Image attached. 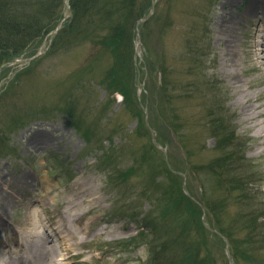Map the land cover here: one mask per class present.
Here are the masks:
<instances>
[{"label": "rangeland", "instance_id": "1", "mask_svg": "<svg viewBox=\"0 0 264 264\" xmlns=\"http://www.w3.org/2000/svg\"><path fill=\"white\" fill-rule=\"evenodd\" d=\"M45 1L52 9L61 4L55 26L0 65V194L21 191L3 220L20 233L39 208L59 227L61 203L80 182L97 202L88 213L71 198L83 216L80 238L88 242L72 251L75 264H264V146L256 153L258 126L245 121L238 104L242 92L253 97L264 85V72L251 70L250 46L264 34L263 15L239 17L242 8L226 0H153L150 24L141 20L134 30L133 66L119 68L110 41L73 39L70 0ZM195 27L207 31L208 86L218 85L227 99L228 130L236 134L238 157L229 166L217 164L208 133L214 94L196 92L185 60ZM162 63L170 72L168 92L160 88ZM259 79L262 85L248 87ZM120 86L127 100L113 92ZM163 95L171 96L172 110ZM31 136L53 144L24 146ZM94 222L97 235L83 229ZM14 239L0 230L1 262L10 259L2 253ZM159 248L168 260L155 258Z\"/></svg>", "mask_w": 264, "mask_h": 264}, {"label": "trees", "instance_id": "2", "mask_svg": "<svg viewBox=\"0 0 264 264\" xmlns=\"http://www.w3.org/2000/svg\"><path fill=\"white\" fill-rule=\"evenodd\" d=\"M152 3L153 0H70L72 15L68 26L71 28V33L73 30L75 31L74 40L80 36L83 39L88 38L93 43H102L99 45L110 41L112 49L116 47L114 55H116L117 66L120 68L125 65L127 68H132L136 22L149 15ZM49 4L45 0H0V65L10 57H7L8 55L18 56L33 41L55 26L60 18V11L56 10L61 8V4L54 9L50 8ZM152 16L145 19L143 27L150 24ZM206 32L205 28L195 27L192 29L189 41L186 43L188 58L185 60L190 69L189 74L193 78L196 92L205 95L208 89L214 94L211 98V106L207 110L209 114L206 115V118L209 119L208 125H210L208 133L216 141L214 158L218 159L217 164L229 166L238 157L232 144L236 139V134L234 131L228 130V123L232 118L228 116L225 107L227 99L224 98L225 96L222 98L218 95L217 90L220 89L217 88L218 85L208 86L210 83L206 77V64L210 63V53L206 44ZM62 34L64 31L60 32V35ZM161 65L162 84L160 88L163 89V92H168L169 87L166 83L170 81L168 80L170 72L167 71L168 67L165 63ZM209 68L214 69L213 65ZM113 92L122 94L123 100H127V94L122 92L121 86ZM163 102L165 106L170 105L171 96L163 95ZM170 110H172L171 105ZM173 115L177 118L175 110L170 112V117ZM170 127L172 132L178 136L175 130L176 126L174 127L170 122ZM233 188L238 189L236 186ZM143 225L148 229L151 228V224L147 222H144ZM227 238L231 243L234 242L232 236L227 235ZM164 247L168 254L167 246L164 245ZM231 248L233 257L239 255L236 253L237 246L233 244ZM165 249L163 248V252H166ZM158 253L160 255L155 257L157 259L161 256L160 248ZM161 257L167 258L164 255ZM168 264L176 263L169 262Z\"/></svg>", "mask_w": 264, "mask_h": 264}, {"label": "bare ground", "instance_id": "3", "mask_svg": "<svg viewBox=\"0 0 264 264\" xmlns=\"http://www.w3.org/2000/svg\"><path fill=\"white\" fill-rule=\"evenodd\" d=\"M230 5L236 4L242 8L239 13L241 15H246L251 12H258L263 15L264 18V1L252 0L248 3H234V0H226ZM230 21L236 16V13H229ZM229 22V21H228ZM225 22V23H228ZM260 24L261 29L259 31L263 32L264 19H260L258 25ZM227 44L233 46V41L228 40ZM253 48V55L255 58V63L251 66V70H256L259 72H264V34L261 35L260 41L254 42L250 45ZM249 46V47H250ZM250 52V51H249ZM232 55L233 51L230 50ZM263 84V80H254L248 84V87H256ZM237 90L241 91V86L235 85ZM238 104L246 109L245 121L253 122L254 126H258L256 130V136L258 139L256 153L261 154V147L264 146V85L256 91L253 97L246 95L242 92L241 100H238ZM26 138V137H25ZM24 134H22L21 139H25ZM53 140L46 136H31L27 137L24 146L33 148H47V146L52 145ZM23 180V178H21ZM15 184V183H12ZM10 185V184H9ZM77 193L72 194L70 198L64 199L61 203V209L59 212V218L62 221V225L59 227H53L54 225L50 223L49 218L46 217L48 213L46 211H40L36 208L31 214L28 215V222L22 221L21 232L13 231L4 220L2 212H6L11 206L9 199L15 201V197L21 195L20 189L16 191V187L12 189V195L5 197L0 194V230L11 232L15 236L12 243L14 249L13 252L2 253V255L10 258L8 261L1 262L0 264H75V256L72 251L76 247H83L87 245L88 242L81 240L80 238V227L79 221L82 220L83 216L79 215L76 211L74 201L71 199L80 198L79 201L87 207V212L94 210V204L97 202L96 197L93 196L91 192L88 191L80 182L75 183ZM88 193L90 195H88ZM14 194V195H13ZM92 194V195H91ZM84 197H82V196ZM39 205V204H38ZM41 206V204H40ZM50 224H47V223ZM84 230H88L92 234L97 235V230L99 224L94 222L93 224H83ZM97 228V229H96ZM49 230L53 233L50 234ZM58 257H61L59 259ZM74 261V263H70Z\"/></svg>", "mask_w": 264, "mask_h": 264}, {"label": "water", "instance_id": "4", "mask_svg": "<svg viewBox=\"0 0 264 264\" xmlns=\"http://www.w3.org/2000/svg\"><path fill=\"white\" fill-rule=\"evenodd\" d=\"M137 40H138L137 42L139 43V38Z\"/></svg>", "mask_w": 264, "mask_h": 264}]
</instances>
